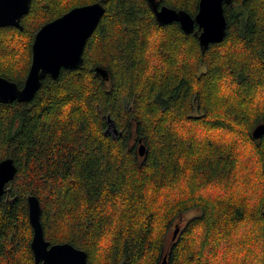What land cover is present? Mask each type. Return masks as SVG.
<instances>
[{
    "label": "trees",
    "instance_id": "1",
    "mask_svg": "<svg viewBox=\"0 0 264 264\" xmlns=\"http://www.w3.org/2000/svg\"><path fill=\"white\" fill-rule=\"evenodd\" d=\"M156 1L193 17L199 0ZM96 2L105 13L82 66L0 104V161L17 168L0 200V264H35L28 195L45 240L89 264H264V135L252 137L264 124V0H226L225 38L205 51L196 26L159 25L147 0H31L21 29L0 27V77L21 87L35 33Z\"/></svg>",
    "mask_w": 264,
    "mask_h": 264
},
{
    "label": "water",
    "instance_id": "2",
    "mask_svg": "<svg viewBox=\"0 0 264 264\" xmlns=\"http://www.w3.org/2000/svg\"><path fill=\"white\" fill-rule=\"evenodd\" d=\"M226 0H199L197 13L191 17L185 11H176L160 6L156 0L147 3L159 25L177 23L184 34H190L195 26L198 30V44L201 51L209 45L223 41L226 34V21L223 3ZM31 0H0V27L12 26L21 29L20 20L28 13ZM105 13L101 2L71 9L62 16L44 24L34 35L31 46V62L21 87L14 82L0 77V104L12 102H29L39 90L42 81L48 76L57 80L61 70H75L83 64V50L88 38L92 35ZM94 72L102 80L109 79L106 69L95 68ZM107 129L117 134L110 117H107ZM264 135V124L252 131L253 139ZM138 156L146 159L145 144L139 140ZM17 168L11 158L0 161V200L5 186L11 182ZM28 221L32 229L30 249L35 264H89L84 250L68 243L50 244L45 240L40 220V204L33 195L26 197ZM179 226L172 234V242L176 239ZM160 264H168L167 256Z\"/></svg>",
    "mask_w": 264,
    "mask_h": 264
},
{
    "label": "rangeland",
    "instance_id": "3",
    "mask_svg": "<svg viewBox=\"0 0 264 264\" xmlns=\"http://www.w3.org/2000/svg\"><path fill=\"white\" fill-rule=\"evenodd\" d=\"M108 134L113 135V136L117 135V134H113L111 131ZM200 134H202V132H200ZM193 215H194V212L191 211V212H188V213H184V214H182V215H180L178 217L176 222H174V224L172 225V227L168 231V234H167V237H166V241H165V248H168L170 246V244H171V241H172V239H171L172 236L171 235H172L173 230L175 229V225H178L180 227L183 226L185 221L188 218H190L191 216H193ZM252 239H253V235H252Z\"/></svg>",
    "mask_w": 264,
    "mask_h": 264
}]
</instances>
